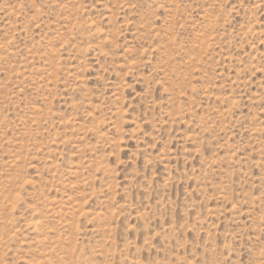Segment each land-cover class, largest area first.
Listing matches in <instances>:
<instances>
[{"label":"rangeland","instance_id":"1","mask_svg":"<svg viewBox=\"0 0 264 264\" xmlns=\"http://www.w3.org/2000/svg\"><path fill=\"white\" fill-rule=\"evenodd\" d=\"M0 264H264V0H0Z\"/></svg>","mask_w":264,"mask_h":264}]
</instances>
